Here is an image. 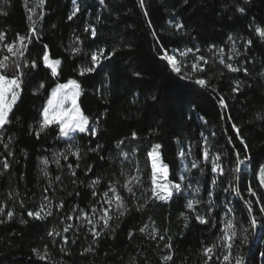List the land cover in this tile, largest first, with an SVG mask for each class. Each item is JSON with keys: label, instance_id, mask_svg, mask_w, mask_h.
Segmentation results:
<instances>
[{"label": "trees", "instance_id": "trees-1", "mask_svg": "<svg viewBox=\"0 0 264 264\" xmlns=\"http://www.w3.org/2000/svg\"><path fill=\"white\" fill-rule=\"evenodd\" d=\"M36 2L37 0H29V7H34ZM106 3L107 7H103L99 0H77L81 11L69 21L67 16L73 8V0H45L43 18L33 17L34 20H39L36 27L41 43L30 45L28 59H34L33 53L37 48L47 44L50 57L62 60L59 82H66L69 78L77 79L82 89L78 104L91 121L98 122L99 128L96 138L87 133L74 134L75 142L85 152L88 147H96L97 143L103 146L98 154L87 152L74 178L70 176L67 164L75 165V157L70 156L68 161L61 159L63 169L60 171L55 164H48L52 177H63L64 187L59 184L56 186L58 191L53 200V203L60 199L66 201L59 215L67 214L74 204L87 210L88 205L95 203L92 190L87 187L93 177H103L98 186V191L103 192L112 174H119L121 158L118 156L120 150L115 147L117 141H125L124 151L131 152L133 147L138 149L136 159L141 168L145 167L146 154L152 145L161 144V156L169 164L171 178L173 171L178 175L183 167L178 152L181 148L187 150L191 142H199L201 132L209 136L216 145L213 151L223 149L232 153L234 150L240 152L241 159L245 156L250 158V163L245 161L241 165L239 185L245 199H255L247 194V186L253 183L254 170L258 169L260 163H264V120L257 118V113L264 114V78L258 75L264 66V43L254 35V27L264 28V0H187V3L185 0H145L144 10L139 6V0H106ZM238 4L245 8L244 13L236 11ZM145 10L148 16L144 15ZM0 11L7 13L0 14V29L7 31L9 41L17 32L21 35L28 33V12L24 0H9ZM39 11L37 8V13ZM97 16L100 18L99 22ZM86 23L97 28L98 37L94 44L90 31L84 32ZM177 23L182 24L183 28H175ZM250 24L253 27L250 28ZM153 31L162 37L164 45L170 49L197 47L201 49L200 54L210 60L212 54L207 52L208 46L225 45L227 52L231 46V43L226 44L229 34L251 38L253 44L246 52L248 59L245 61L251 75L243 72L230 73L218 60L214 66L205 65L208 75L211 76L210 83L216 87L219 95L191 81L183 80L156 55V44L151 35ZM74 35L80 36L83 41L79 44L82 52L76 56L70 53ZM244 43V39H237V50L243 52ZM97 46L104 48L106 53L116 48L114 58L104 61L95 72L80 76L78 66H90V56L85 64L84 52L90 53ZM192 59L194 57L190 54L188 60ZM243 59L244 57L237 58ZM235 66L239 67L238 64ZM133 72H139L140 75L134 76ZM42 80L49 88L54 86L55 81L51 79L50 70L46 71L42 64L39 70L28 72L22 97L10 114L11 123L6 126L4 134L5 141L8 136H14L10 143V150L14 155L7 157L10 170L0 176V200L6 199L8 190L17 189L24 198L26 207L21 208L14 200L8 201L10 207L14 205L16 217L11 222L0 225V264H47L39 261L32 252L33 248L42 252L45 244L49 246L52 261L56 264H59L62 256L65 264H130L132 257L137 258L138 264H160V256L167 253L164 249L167 237L164 241H153L139 232L142 225L151 221L155 222L160 235H165L167 229V236L172 237L175 255L170 264H201L202 245L211 244L219 228H212L211 224H200L194 214H189L188 227L184 226L185 221L179 218V214L182 211L189 213L184 207L187 193L184 197L173 198L167 203L151 202L142 212H137L134 201L128 199L130 211L122 220L113 222L114 227L115 223L120 225L114 233L104 234L98 239L97 245L93 246L96 249L94 253L81 254L82 249L92 239L91 235L85 237L83 232L76 244L71 243V233L65 234L69 236L67 254L59 251V244L52 246L46 233L50 227L58 224L57 215L45 220H34L27 216V208L35 210L38 207L41 189L47 184V179L40 174L38 168V165L43 167L41 158L47 157L51 161L53 151L65 149L70 141L67 138L64 141L57 140L58 128L55 125L45 129L39 138L36 136L47 92L40 90L35 95L33 93ZM236 80L242 81L243 86L240 91L233 92L232 87ZM220 95L225 98L227 108L220 107ZM153 96L157 99L153 100ZM233 123L240 128L247 151L236 138L232 129ZM133 132L137 133L135 140L131 139ZM212 132L216 133L214 138L211 137ZM229 138L232 143H228ZM0 154L7 156L3 145H0ZM101 156L105 158L103 161L100 160ZM234 162V155L231 163L223 158L227 168H231ZM86 165L94 166L93 172L87 176L84 173ZM210 169L208 164L205 169L208 187H211L212 179ZM195 172L198 176L199 173L196 170ZM21 174L24 176L23 180ZM72 179H76L78 183L73 185ZM229 179L231 173L214 189L218 193L214 199L220 206L217 211L222 209V201L226 198L231 200L236 209L238 229L247 228L248 214L243 208V201L223 191L228 186ZM80 181L83 183H79ZM145 186H150V182ZM74 192L80 193L79 198L75 195L68 196V193ZM33 193L36 195L29 202L28 197H32ZM137 195H140V190ZM259 195L264 199V191H260ZM200 196L207 199L204 187ZM197 207L198 210L206 211L200 206ZM256 213L258 214V206ZM21 216L27 223L19 222ZM130 231L134 233L131 238ZM247 235V244L239 247L237 251L245 256V264H264V256L261 255L264 253V223H258ZM57 240L60 238L57 237ZM212 264H216V261L213 260Z\"/></svg>", "mask_w": 264, "mask_h": 264}, {"label": "snow or ice", "instance_id": "snow-or-ice-1", "mask_svg": "<svg viewBox=\"0 0 264 264\" xmlns=\"http://www.w3.org/2000/svg\"><path fill=\"white\" fill-rule=\"evenodd\" d=\"M9 0H0V8L6 6ZM187 3V0H185ZM44 4L45 0H37L34 7H29V0H24V6L28 12L27 19L29 21L28 33L21 35L16 33L14 38L9 41L7 39V31L0 29V145H3L7 152V156L0 154V176L4 175L10 170V164L7 157H11L14 153L10 150V143L14 140V136H8L7 141L4 139L6 126L11 123L10 114L14 111V107L22 97L23 86L25 84V77L31 70H39L41 64L44 69L50 70L51 79L55 81L54 86L50 88L42 80L38 83L34 90V95L39 93L40 90L47 92V99L44 101L41 110L42 119L39 121V127L36 130V136L39 138L40 134L52 125L57 126V140L64 141L66 138L70 141L67 143L65 149L59 151H53L52 159L49 161L47 157L41 158L43 167L38 165L40 174L47 179V184L41 189L40 203L38 207L33 210L27 208V216L34 220H45L52 217L54 214L58 217V224H54L47 231V236L50 238L53 247L59 244V251L62 254L68 253L67 245L69 244V236L66 233L72 234L71 243L76 244L79 240L80 233H84L85 237L91 235V243L82 249L81 254L94 253L98 239L107 233H114L116 228L120 225L113 222L120 221L124 218L126 213L130 211V206L127 204V200L134 201L135 209L137 212L145 210L147 205L151 202H164L167 203L173 198H181L188 193L191 198H186L184 205L185 209L189 210V213L181 212L179 218L185 221V227H188L190 222V215L194 214L195 219L202 225L211 224L212 228H219V232L216 234L215 240L211 244L202 245L201 255L203 257L201 264H212L213 260L216 264H245V256L237 251V249L248 242L247 233L251 229H255L258 223H264V199L259 195L260 191H264V163H260L258 169L254 170L253 183L247 186V194L255 199H245L242 194L239 180L241 179V165L248 161L250 158L245 156L241 159L240 152L234 151L232 153L225 152L223 149L213 151L216 145L212 142L209 136H206L203 132L200 134L199 142H191L188 145L187 150L183 148L178 152L180 160L183 162V168L177 175L175 171L172 172L170 178L169 164L164 162L161 156L162 145L159 143L153 144L151 149L146 154L145 167L141 168L140 162L136 159L137 148L133 147L131 152L124 151V140H119L116 143V149H119L118 156L121 158V165L119 174L115 172L112 174V178L107 181L105 190L103 192L98 191V186L101 184L103 177L95 176L89 182L87 187L92 190V198L95 199V203L88 205L87 210L80 207L79 204L72 205L70 211L65 215H59L65 207L66 201L60 199L59 202L53 203V200L58 191L57 185H62V175H56L52 177L48 169V164L51 162L56 165L58 171L63 169L61 159L68 161L69 157H75L76 163L67 164V170L71 177H76L77 169L81 167V161L87 155V152L99 153L102 151L103 146L97 143L96 147H88L87 152L75 142L76 133H87L90 137L96 138L98 136V122L91 121L89 116L85 115L78 104V98L82 95V89L77 79L69 78L66 82H59L61 77L60 67L62 60L59 58L52 59L50 57L49 46L42 44L37 48L34 55V59H28V53L30 45L40 44V33L36 27L39 20H34V16H38L42 19L44 16ZM99 4L103 7H107L106 0H99ZM139 6L142 10L145 9V0H139ZM37 8L40 11L37 13ZM81 9L77 5V0H73V8L68 14L67 19L73 20L77 16V13ZM236 11L244 13L245 8L236 5ZM0 14L7 15L6 12L0 11ZM144 15L148 16V12L145 10ZM99 16H97V22H99ZM55 27V25H53ZM149 27L152 25L149 22ZM177 29H182L183 25L177 23L174 25ZM249 27H253L252 24ZM90 31L92 42L94 44L98 37L97 28L92 24H85L84 32ZM154 38L156 47L154 51L156 55L166 62V66L171 69L178 77L183 80L191 81L196 85L204 89H210L213 93L217 92L215 86L211 85V76L208 75V69L205 65L214 66L215 61L218 60L220 65H223L230 73H241L245 75H251L249 68L246 66L245 61L248 59L246 56L247 50L253 44L251 38L237 37L229 34L227 37V43H231L225 52V45L217 46L215 44L209 45L207 52L212 54V59L205 55H201V49L197 47L189 48L185 47L183 50L170 49L165 46L162 37L155 31L151 33ZM254 35L259 38L261 43H264V28L260 26L254 27ZM237 39H244V51L237 50L235 41ZM83 43L80 36L74 35L73 43L70 44V53L74 56L79 55L82 49L79 44ZM116 48H113L109 52H105L104 48L95 47V50L84 52L86 58L85 64L88 63L87 58L90 56V66H78L79 75L84 76L87 73H92L97 70L98 66H101L104 61H110L114 58ZM190 54L194 57L192 60H188ZM238 57H244L243 60H237ZM236 64L239 67L235 66ZM134 76H139V72H133ZM258 75L264 78V66ZM223 76V72L220 73V77ZM243 86V82L236 80L232 87L233 92L240 91ZM153 100L157 97L153 96ZM220 107L227 108L225 98L220 95L218 101ZM257 118L264 120V114L257 113ZM228 119H231L230 117ZM232 129L239 142L244 145V150L247 151V144L244 138L241 136V130L236 124H232ZM31 130V126H30ZM216 136L215 132L211 133V137ZM131 139H137V133L131 134ZM232 139L229 138L228 143H232ZM23 151V150H22ZM27 155V153H24ZM232 155L235 156V162L231 168H227L223 163V158H227L231 163ZM191 158V159H189ZM105 158L100 157L103 161ZM150 161V174H148V162ZM210 163L212 179L210 181L211 187L207 186V180L205 179V169ZM127 165V167H125ZM94 169L93 165H86L84 173L87 176L92 173ZM193 170H196L199 175H195ZM231 173V179L228 180V186L223 189L225 193L234 195L239 200L243 201V208L247 212V228L237 227L238 221L235 216L236 209L232 206V201L227 198L222 201V209L220 212L217 209L220 207L216 204L214 196H218V193L214 191L224 178ZM21 179H24L21 174ZM72 184L76 185L78 181L72 179ZM150 182V186L146 187V183ZM79 183H83L80 181ZM202 187L206 192L207 199L200 196ZM140 190V195H137ZM150 193V194H149ZM178 194V195H177ZM33 193L32 197H28L29 202H32L35 197ZM75 195L79 198L80 193H68V196ZM16 201L21 208H25V200L21 197L17 189H10L6 193V199L0 200V225L11 222L15 217L14 205L9 206L8 201ZM142 201V202H141ZM206 209V211L198 210ZM258 206V214L256 209ZM151 221V218H149ZM21 224L27 223V221L21 216ZM62 226V227H61ZM139 232L145 236V238L153 241H164L167 237V243L164 244V249L167 253L160 256V264H170L174 259V250L172 246V237L167 236V229H165V235H160V230L155 226V222L145 223L139 228ZM133 231L129 232V237L133 236ZM57 237L60 240H57ZM33 255L39 260L47 262V264H56L52 261V253L49 246L45 244L43 251L39 249H32ZM143 255V253H141ZM264 256V253H261ZM59 264H65L63 256L59 261ZM130 264H138L136 257H132ZM147 264V262H145Z\"/></svg>", "mask_w": 264, "mask_h": 264}, {"label": "rangeland", "instance_id": "rangeland-1", "mask_svg": "<svg viewBox=\"0 0 264 264\" xmlns=\"http://www.w3.org/2000/svg\"><path fill=\"white\" fill-rule=\"evenodd\" d=\"M41 119H42V117H41ZM209 165H210V163H209ZM183 166V165H182ZM211 166V165H210ZM183 168V167H182ZM193 173L194 174H196V172H195V170H193ZM187 195H188V199H190L191 198V196L187 193ZM200 195H201V193H200Z\"/></svg>", "mask_w": 264, "mask_h": 264}, {"label": "water", "instance_id": "water-1", "mask_svg": "<svg viewBox=\"0 0 264 264\" xmlns=\"http://www.w3.org/2000/svg\"><path fill=\"white\" fill-rule=\"evenodd\" d=\"M159 58V57H158ZM160 59V58H159Z\"/></svg>", "mask_w": 264, "mask_h": 264}]
</instances>
